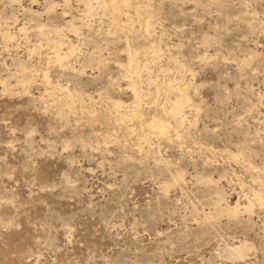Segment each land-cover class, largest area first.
<instances>
[{"label":"rangeland","instance_id":"obj_1","mask_svg":"<svg viewBox=\"0 0 264 264\" xmlns=\"http://www.w3.org/2000/svg\"><path fill=\"white\" fill-rule=\"evenodd\" d=\"M111 1L0 0V264H264V0Z\"/></svg>","mask_w":264,"mask_h":264},{"label":"bare ground","instance_id":"obj_2","mask_svg":"<svg viewBox=\"0 0 264 264\" xmlns=\"http://www.w3.org/2000/svg\"><path fill=\"white\" fill-rule=\"evenodd\" d=\"M111 2H112V1H111ZM111 8H112V11H113V10L117 11V10L120 8V6H119L118 2H116L115 0H113V2H112V4H111ZM184 101H185V100H184ZM183 105H184V102H183V101L178 102L177 105L175 106V107H176V111H178L179 109H181ZM176 111H175V112H176ZM155 128H156V130H158L160 133H164V132H165V128H164L163 126H157V127H155ZM159 132H158V133H159Z\"/></svg>","mask_w":264,"mask_h":264}]
</instances>
